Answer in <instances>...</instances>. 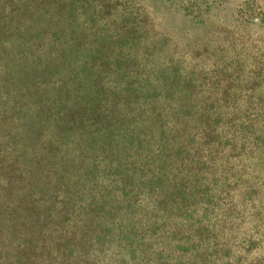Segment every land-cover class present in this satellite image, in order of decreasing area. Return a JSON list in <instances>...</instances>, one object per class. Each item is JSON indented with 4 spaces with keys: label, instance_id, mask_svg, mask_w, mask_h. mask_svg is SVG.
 <instances>
[{
    "label": "trees",
    "instance_id": "trees-1",
    "mask_svg": "<svg viewBox=\"0 0 264 264\" xmlns=\"http://www.w3.org/2000/svg\"><path fill=\"white\" fill-rule=\"evenodd\" d=\"M43 2L47 22L19 30ZM11 28L25 41L15 55L0 41V264H264L225 237L261 192L238 165L250 139L264 156L262 73L226 70L197 99L169 60L167 113L140 7L0 0V36Z\"/></svg>",
    "mask_w": 264,
    "mask_h": 264
},
{
    "label": "rangeland",
    "instance_id": "rangeland-1",
    "mask_svg": "<svg viewBox=\"0 0 264 264\" xmlns=\"http://www.w3.org/2000/svg\"><path fill=\"white\" fill-rule=\"evenodd\" d=\"M127 1L140 7L153 25L152 31L140 44V52L143 46L148 47L150 53L152 51L156 71L165 69L164 65L169 60H174L182 78L194 85L192 98H214L217 95L214 93L215 83L217 80L223 83L221 75L226 70L238 67L245 74L254 68L264 76V0ZM29 5L33 6L34 3ZM49 10L44 2L37 5L31 10V15L19 19V30L30 27L36 30L47 22ZM13 17L8 28L18 26L14 15ZM53 18L57 19L54 15ZM12 28L6 31L5 37L0 36V41H4L6 48L15 55L25 38L19 37L23 33ZM161 72L153 85L161 89L156 98L159 108L165 107L168 113L170 106L175 104L171 98L167 99L163 95L168 83L166 74ZM245 80L246 77L241 84ZM259 88L254 93V98L264 95L263 82ZM243 96L235 98L242 100ZM259 115L256 129L258 135L264 137V110ZM134 116L137 123L145 121L137 111ZM43 136L46 140L51 139V130H45ZM254 144L256 145L254 140L250 139L247 155L238 167L244 166L247 177L261 192L256 193L252 203L246 202L242 208V219L231 233L225 234L229 243L240 241L245 245L249 241L256 242L253 251L246 256L249 260L264 258V156L260 153L261 147ZM39 154V157H45L44 152ZM231 163L235 165L236 160H231ZM41 168H48L45 158L41 160ZM197 214L202 218L204 216L201 210ZM207 216L212 223L214 217L211 214Z\"/></svg>",
    "mask_w": 264,
    "mask_h": 264
}]
</instances>
